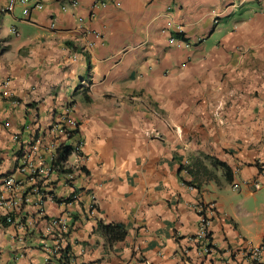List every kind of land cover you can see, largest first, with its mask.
Masks as SVG:
<instances>
[{"label":"crops","instance_id":"crops-1","mask_svg":"<svg viewBox=\"0 0 264 264\" xmlns=\"http://www.w3.org/2000/svg\"><path fill=\"white\" fill-rule=\"evenodd\" d=\"M9 1L0 264H59L47 227L63 214L70 264H264V250L248 252L264 237V0H32L43 7L29 19ZM68 111L85 139L83 159L68 157L73 183L18 172L30 140ZM199 203L216 207L202 257ZM100 221L124 223L126 238L110 245Z\"/></svg>","mask_w":264,"mask_h":264},{"label":"built area","instance_id":"built-area-1","mask_svg":"<svg viewBox=\"0 0 264 264\" xmlns=\"http://www.w3.org/2000/svg\"><path fill=\"white\" fill-rule=\"evenodd\" d=\"M100 4L105 5L108 0H99ZM42 8L43 3L37 1L35 3L32 0H10L3 8L5 12L23 17V19H29L33 8ZM14 105L17 103L15 99L11 100ZM70 111L63 115L61 119L52 122L46 129H44L42 134L37 133L29 142L28 148L23 151V154L18 158L17 161V171L20 173L28 174L32 178L43 175L47 173H65L73 175V168L68 165V159L66 161H59V156L64 152L65 147L71 153L76 154L77 162L83 159V147L85 144V139L80 133L79 122L75 117L70 115ZM18 139V138H17ZM44 151L43 153H40ZM40 153V154H39ZM65 153V152H64ZM68 155V157L70 156ZM36 156L42 158V160H36ZM73 176L71 177V182L73 183ZM6 183L10 188H13L16 184V178L9 175L6 178ZM11 190V189H10ZM75 195V194H74ZM76 197V195H75ZM3 197L0 196V205H4ZM96 209L95 204L91 205V210ZM207 209L214 211L216 209L214 204L199 203L198 210L200 212V223L198 232L196 235V240L201 243L197 247V251L200 257L209 254L213 251L214 246H208L209 239L207 235L210 228V218L207 214ZM7 221H13V216L10 211L5 215ZM72 224L69 214H63L51 218L48 221L47 230L53 237V244L48 248V257L57 258L60 256L59 250L67 246V234L70 231ZM264 250V237L259 246H255L248 249L250 257L253 262L259 260L262 251ZM186 264H192L186 261Z\"/></svg>","mask_w":264,"mask_h":264},{"label":"trees","instance_id":"trees-1","mask_svg":"<svg viewBox=\"0 0 264 264\" xmlns=\"http://www.w3.org/2000/svg\"><path fill=\"white\" fill-rule=\"evenodd\" d=\"M67 147H70V146L67 145ZM67 147H65V150H64L65 153L62 152L59 156V161L61 162L66 161L68 159V155L70 154V151L68 150ZM208 157H211V156H207V158ZM214 162L222 165V167L225 168L227 176L229 178H232L231 176L232 168L228 164H226L225 162L217 158H214ZM260 169L263 171L264 167L260 165ZM99 227L104 231L110 245H113L116 242L124 240L127 236V228L125 224L121 222L104 223L103 221H100ZM194 238H196V236ZM207 239H209L208 246H214L212 243V235L210 231L207 235ZM200 245L201 243L198 241L197 247H199ZM59 252L61 253L60 256L57 257L59 264H70L72 260V253H71L70 245H67L65 248L60 249Z\"/></svg>","mask_w":264,"mask_h":264}]
</instances>
